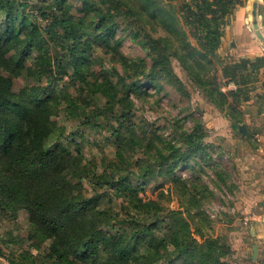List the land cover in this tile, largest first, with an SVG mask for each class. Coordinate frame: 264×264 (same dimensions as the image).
Returning <instances> with one entry per match:
<instances>
[{
    "label": "trees",
    "instance_id": "1",
    "mask_svg": "<svg viewBox=\"0 0 264 264\" xmlns=\"http://www.w3.org/2000/svg\"><path fill=\"white\" fill-rule=\"evenodd\" d=\"M81 1L82 16L74 18L64 0H54L60 14L41 28L24 25L23 20L17 27L20 3L0 0V218L15 221L17 212L25 210L29 246L44 250L38 259L21 251L8 256L9 263L229 264L225 260L229 248L220 238L203 235L201 227L191 231L192 209L201 222L208 217L199 210L201 195H190L183 211L138 196L142 181L145 185L158 178L180 182L185 196L192 184L181 182L177 171L191 161L199 165L212 160L207 131L193 119L191 130H182L177 137L154 136L159 145L150 155L152 161L129 156L140 144L150 147L155 142L150 135L136 133L130 120L131 95L148 86L159 88V79L185 95L172 68L175 60L193 88L232 120V128L238 127L243 120L241 106L251 99L260 80L264 56L235 60L221 56L218 49L224 27L246 0ZM144 25L159 26L163 35L145 33ZM127 29L145 51L144 57L121 54L116 33ZM97 50L110 55L121 70L100 72L105 76L99 94L109 93L102 105L99 96L82 85L94 75ZM10 54L16 57L13 64L6 59ZM27 57L34 65L26 68V74L48 83L15 90L12 79L23 74ZM76 82L80 83L76 90L69 92L68 84ZM117 103L120 107L115 110ZM59 105L77 126L112 138L116 151L108 172L98 173L96 165L63 143L47 145L53 131L51 117ZM113 198L122 200L121 213L111 209Z\"/></svg>",
    "mask_w": 264,
    "mask_h": 264
},
{
    "label": "rangeland",
    "instance_id": "2",
    "mask_svg": "<svg viewBox=\"0 0 264 264\" xmlns=\"http://www.w3.org/2000/svg\"><path fill=\"white\" fill-rule=\"evenodd\" d=\"M251 1L246 0V6L249 10ZM18 2L21 5V10L15 13L17 17L15 25L17 27L20 21L23 20L24 25L35 24L42 28L52 16L60 14L54 4V0H18ZM64 2L66 6H69V12L74 18L82 16L79 13L82 8L81 0H64ZM144 29L145 33H149L154 37L163 35L159 26L154 28L150 25H144ZM116 37L121 41L119 50L126 58L135 59L145 56V51L129 36L128 29L118 31ZM99 50L95 52V56L92 59L94 75H88L87 81L82 85L97 94L99 96L98 103L102 105V103L108 101L109 93L107 96L99 94V85L103 76H105L101 75L100 72L102 69L112 71L117 68L119 72L121 70L119 64L110 55H107L103 50ZM230 57L234 58L233 56ZM6 59L9 63L11 61L12 64L16 62V57L13 54H10V57ZM31 64L34 65L32 59L27 57L23 74L12 79L13 89L16 90L36 84L47 85L48 82L45 78L37 81L35 77L26 74V68ZM172 68L176 76L182 81L186 94H179L169 83L159 79L157 80L159 88L148 86L144 89L145 92L132 93L131 102L133 106L130 120L137 129L136 133L139 136L150 135L151 140H156L154 136L166 139L177 137L176 133H180L182 130H191L194 125L193 119L199 120L207 131L206 142L213 145V148L209 150L212 160L207 162V164L198 162L199 165L191 161L188 167L178 169L177 176L180 177V181L186 182L187 185L189 183L190 185L192 184V188L186 191L185 196H182V184L172 181L171 178L168 180L158 178L145 185L142 181L141 184L143 186L139 187L138 196L146 200L157 199L163 207L183 211L184 203H186L185 201L188 200L190 195H201L199 210L203 211L208 217L203 223L196 211L192 209L190 211L192 217L188 218L191 224V231H194L196 227H201L203 235L220 238L229 248L225 260L229 264H240L236 257V235H238L237 232L240 226H244L243 222L246 223L249 219H242L243 214L236 212V200L234 199L233 190L235 189L234 184L237 183V178L234 175L233 155L232 152L225 150L223 147L226 146V149L232 148L234 140L236 142L239 139L237 133L241 134V132L236 131L234 140L233 137H226L223 140L221 136H218L230 127L232 120L220 113L209 103L208 99L193 88L187 75L175 60H172ZM2 73L4 76H8L7 73ZM139 78L142 81L144 80L143 77ZM63 80L68 81V78L64 76ZM62 83L59 81L60 85ZM79 84V82L68 84V91H75L76 86ZM230 87L232 86H228V88ZM222 89L225 90L224 87ZM119 107L120 105L117 103L115 110H118ZM63 108V106L59 105L58 112L51 117L53 131L46 140L47 145L51 146L57 142L63 143L69 148L71 153L79 152L85 158V161L96 165L98 173L108 172V166L114 160L116 151L112 144V138L106 139L108 134L103 131L89 130L85 126H77L78 122L68 118ZM155 142L150 147L140 144L136 149L130 151V155H128L152 161L150 155L154 154L156 146L159 145L157 141ZM213 143L221 144H217L220 145L218 147ZM228 145L230 146L227 147ZM131 179L134 182L136 180L133 176ZM86 187L88 190L92 189V186ZM122 203L120 198H113L111 209L117 214L121 213ZM29 230L30 224L25 210L17 212L15 221L0 218V250L3 252V255H0V264H10L7 257H15L24 250L29 251L37 259L44 254L43 249H33L29 246L30 241L27 239ZM194 236L199 239V235L196 233H194ZM246 251L248 256L241 264H250L249 250ZM22 263L27 264V261L23 260Z\"/></svg>",
    "mask_w": 264,
    "mask_h": 264
},
{
    "label": "crops",
    "instance_id": "3",
    "mask_svg": "<svg viewBox=\"0 0 264 264\" xmlns=\"http://www.w3.org/2000/svg\"><path fill=\"white\" fill-rule=\"evenodd\" d=\"M253 1L250 10L246 1L243 6L238 7L224 27L218 49L221 56L230 55L235 60L264 56V0L256 2V27L252 19ZM263 73L264 68L251 99L241 106L242 123L235 129L230 125L218 135L222 139L233 137L234 140L236 131H240V127L244 129V135L237 133L239 139L236 142L234 140L232 148L223 147L233 155L234 175L237 178V185L234 184L233 190L236 212L243 214L242 219H249L248 222H243L244 226H240L236 235V257L240 264L248 256L246 250H249L250 264H264V89L261 87ZM213 144L219 147L217 144L221 143Z\"/></svg>",
    "mask_w": 264,
    "mask_h": 264
},
{
    "label": "water",
    "instance_id": "4",
    "mask_svg": "<svg viewBox=\"0 0 264 264\" xmlns=\"http://www.w3.org/2000/svg\"><path fill=\"white\" fill-rule=\"evenodd\" d=\"M256 2H257V0H254L253 3H252V9H253L252 19H253V25H254V27H256V25H255V8H256ZM240 132H241L242 135H244V129H243V127H240Z\"/></svg>",
    "mask_w": 264,
    "mask_h": 264
}]
</instances>
